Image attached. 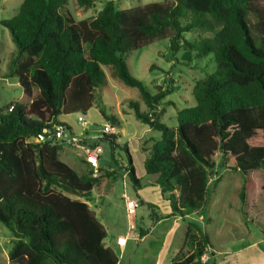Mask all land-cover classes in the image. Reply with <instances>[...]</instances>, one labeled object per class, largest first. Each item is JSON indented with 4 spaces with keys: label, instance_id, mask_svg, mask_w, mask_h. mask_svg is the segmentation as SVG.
<instances>
[{
    "label": "trees",
    "instance_id": "1",
    "mask_svg": "<svg viewBox=\"0 0 264 264\" xmlns=\"http://www.w3.org/2000/svg\"><path fill=\"white\" fill-rule=\"evenodd\" d=\"M67 1L23 0L11 19L1 20L17 47L10 75L30 98L0 110V221L14 236L7 264H119L88 203L94 190L108 191L116 171L81 175L60 158L64 142L42 140L52 122L70 129L59 115L92 107L95 92L106 84L104 66L139 90L148 111L131 101L135 116L161 133L151 138L143 164L147 174L158 176L171 215L203 212L218 154L223 167L244 175L243 201L255 186L249 175L264 171V0H164L127 9L109 0L83 20L65 9ZM76 2L89 9L96 0ZM196 30L211 35L186 38ZM167 38L173 51L187 47V62L211 54L217 63L195 83V105H175L176 127L158 110L175 90L152 92L127 62L133 51ZM105 117L120 125L114 115ZM117 137L104 133L92 145L106 139L114 146ZM124 149L127 175L141 188L130 150ZM136 194L154 211L153 203ZM187 243L191 252L171 264H204L208 234L191 222Z\"/></svg>",
    "mask_w": 264,
    "mask_h": 264
},
{
    "label": "rangeland",
    "instance_id": "2",
    "mask_svg": "<svg viewBox=\"0 0 264 264\" xmlns=\"http://www.w3.org/2000/svg\"><path fill=\"white\" fill-rule=\"evenodd\" d=\"M109 0H96L95 6L89 9L80 7L76 0H68L65 9L70 11L76 20L95 17ZM119 8L127 9L144 5L150 2L164 0H114ZM23 0H0V110H5L11 101L19 99L18 91L10 89L6 80L10 78L9 61L11 53L16 54L17 47L12 39L10 30L1 24L2 19H11L17 12ZM63 13V11H61ZM211 35L209 31L196 30L187 32L186 38L192 41ZM187 47L182 45L178 51L170 47V40L164 39L133 51L127 57L131 73L143 81L152 92L159 89L173 88L174 93L168 95L158 110L163 114V121L170 127H176L177 108L195 105L193 95L195 83L208 73L216 70L217 63L212 55L204 58H194L191 62L185 60ZM106 72V84L95 92L94 102L88 111L73 112L59 115V120L64 121L70 127V135L83 134L82 142L95 144L98 139L94 135L102 136L104 133L111 134V127H115L118 135L115 145L108 140H99L103 148L100 157L101 168L115 170L117 176L111 179L110 187L104 194L96 190L89 196L90 208L96 212L98 219L107 230L105 243L115 250L119 264H167L170 262L172 252L166 244L165 236L168 225H172L167 219L162 225L157 226L151 235L144 241L130 239L124 253L115 244L119 234L125 235L132 222H136L139 229L146 232L152 231L156 223L151 215V209L140 204L136 216L130 219L126 212L125 195L138 199L135 187L128 177L125 166L128 157L125 151L127 146L133 158L137 176L149 188L148 180L155 175L147 174L144 169V160L147 157L148 147L152 144L150 136L159 139L161 133L152 130L147 124L137 119L134 109L130 106L131 101H138L142 111H148V107L142 100L137 88L125 84L115 74L111 66L103 67ZM15 77V76H14ZM15 95V96H14ZM106 116L114 115L120 119V125ZM82 116L86 125L78 121ZM93 137L87 138V135ZM86 137V138H85ZM92 140H95L92 142ZM32 141L38 142L36 139ZM82 148L76 142L63 144L61 156L70 163L79 174H93L96 169L89 166L90 170H84L81 165ZM216 167L211 173L209 194L203 212L187 211V214L195 221L202 214L200 228L206 232L210 239V246L206 250L207 261L204 264H264V171H255L249 177L255 183L253 190L248 192L246 201L241 198V192L245 183L244 175L238 170L228 169L221 164V155L214 158ZM93 170V172L91 171ZM147 185V186H146ZM146 196L152 200L156 192L146 190ZM76 197V196H75ZM82 199L85 200L84 197ZM192 233H197L194 227H190ZM182 230L177 227L178 238L182 237ZM14 236L6 225L0 221V263H8V253L13 245ZM172 247V246H171ZM193 247L190 243L185 244L177 254L182 258ZM191 251V250H190Z\"/></svg>",
    "mask_w": 264,
    "mask_h": 264
},
{
    "label": "crops",
    "instance_id": "3",
    "mask_svg": "<svg viewBox=\"0 0 264 264\" xmlns=\"http://www.w3.org/2000/svg\"><path fill=\"white\" fill-rule=\"evenodd\" d=\"M11 57H10V61H9V71L7 73V75H9V72L11 70V62H12V58L14 57V53H11ZM2 80H6L7 82V86L10 88V89H13L15 92L18 91V93L16 94H20L19 96V99H14L13 101H11L10 103H14V102H18V101H30V98H27V96L24 94V91L22 89V87L20 86V83H19V79L17 77H14V76H10V78L8 77H2L1 78ZM15 96V95H14ZM61 121V120H60ZM64 122V121H62ZM65 123V122H64ZM116 128L113 127L112 128V133H116ZM90 137H93L92 135L89 134ZM95 136V135H94ZM151 138H155L153 136H150L146 139H151ZM95 141V140H92V142ZM61 151L63 152V145H62V149L60 150L59 152V155H60V158L63 160L62 156H61ZM148 155H149V150H146ZM147 155V157H148ZM146 157V158H147ZM81 158V165L83 166L84 170L86 171V169L90 170L89 168V164L86 162L85 160V156L84 154H82V156L80 157ZM145 158V159H146ZM65 161V160H63ZM66 163H68L67 161H65ZM70 165V163H68ZM71 166V165H70ZM100 168H101V165H100ZM93 172V170H91ZM82 175V174H81ZM157 178L158 176L155 175L154 178L148 180V183L150 182V186L149 188H144L145 184H142V187L139 188L138 190V193L142 196L143 199H145L146 201L148 202H151L155 205L154 207V211L151 210V215L154 216L155 218V224L153 225L152 227V231H149V232H146L142 229H139L138 228V225L136 222H132L130 227L131 229L128 230V232L123 235V234H119L117 236L118 237H121V236H126L128 238L127 240V244L122 247V246H119L117 244V238L115 240V244L118 246V248L122 251V253H124L127 249V245H128V242L130 239H134L135 241H140L141 243L144 242L150 235H151V232L154 231V229H156L157 226H160L162 225V223H164L167 219H170V221L172 222V225H168L167 227H165L166 229H163V231L166 230V236H165V240H166V244H168L169 246V250L172 252V257L170 258V262L167 263V264H171L173 262V260L176 258L177 254L182 250V248L184 247L185 244H187V232H188V229H189V225L190 223H199L200 224V221H201V218H202V214L198 216V218L193 222L191 221V219H193L191 217V219L189 218L190 216L186 213L184 216L180 215V214H175V215H171V212H172V207L170 206V203L169 201H167L161 194V189L160 187L157 185L156 181H157ZM147 186V185H146ZM146 190H150V191H154L156 192V197H153L155 198L154 200L148 198L146 196V194H144V192ZM138 201V206L141 204V202L139 201V199H136ZM138 208V207H137ZM137 212V210H136ZM195 212V211H194ZM96 213V212H95ZM136 216V214H135ZM135 216L133 217H129L130 219H133ZM157 218V219H156ZM103 224V223H102ZM104 225V224H103ZM105 226V225H104ZM181 226V229L183 227V230H182V237L180 236L178 238V243H175L177 242L176 241V236H177V227H180ZM106 228V227H105ZM106 246L108 247H111L112 246H109L108 244L105 243ZM172 246V247H171ZM191 250V249H190ZM189 250V252H187V254L185 256H187L191 251ZM115 251V250H114Z\"/></svg>",
    "mask_w": 264,
    "mask_h": 264
},
{
    "label": "built area",
    "instance_id": "4",
    "mask_svg": "<svg viewBox=\"0 0 264 264\" xmlns=\"http://www.w3.org/2000/svg\"><path fill=\"white\" fill-rule=\"evenodd\" d=\"M78 121L86 125V121L82 116L78 117ZM113 127H111L112 129ZM44 132L47 134L46 136L42 137V140H55V141H62L64 143L68 142H76L79 144V146L83 150V154L85 156L86 162L92 166L93 168L97 170L100 168V157L101 154L103 153V148L101 145L97 144L93 146L89 142H82L84 140L83 134L81 135H70V131L63 126L61 123L58 122H52V127L51 128H46ZM87 135V134H85ZM89 135H87V138ZM101 137L100 135H95L94 138L98 139ZM86 138V137H85ZM92 138V137H91ZM37 141L39 139H36ZM125 201H126V212L129 217H133L136 214V210L138 207V201L136 199L130 198L128 195H125ZM128 238L126 236H121L117 238V244L119 246L124 247L127 244ZM202 261L205 263L207 261L206 255L204 254L202 256Z\"/></svg>",
    "mask_w": 264,
    "mask_h": 264
}]
</instances>
